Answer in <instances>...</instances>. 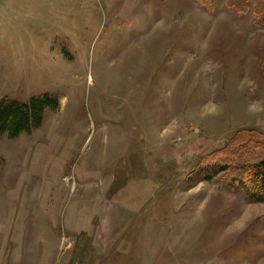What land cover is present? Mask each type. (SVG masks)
<instances>
[{"label":"rangeland","instance_id":"rangeland-1","mask_svg":"<svg viewBox=\"0 0 264 264\" xmlns=\"http://www.w3.org/2000/svg\"><path fill=\"white\" fill-rule=\"evenodd\" d=\"M211 2L0 0V99L58 98L0 136V264H264V202L193 171L264 159V11Z\"/></svg>","mask_w":264,"mask_h":264},{"label":"trees","instance_id":"trees-1","mask_svg":"<svg viewBox=\"0 0 264 264\" xmlns=\"http://www.w3.org/2000/svg\"><path fill=\"white\" fill-rule=\"evenodd\" d=\"M198 1L203 6L212 9L211 0ZM226 3L239 13H246L251 7L255 15H261L264 11V0H226ZM57 106L58 98L48 92L32 96L25 102L9 97L1 98L0 136L7 135L9 138H14L21 133H30L33 129L41 126L46 109H55ZM241 136H243V132H241ZM251 138V140L241 138L239 142L237 139L238 145L240 142L241 145H237L235 148L242 149L249 142H256L258 145L264 142V134L261 132L252 135ZM246 158L239 155L235 160L224 158L221 161L217 159L202 161L195 165L193 171H202L208 178H213L224 172L230 178H228L229 183L233 187L245 186L249 189L251 200L264 202V159L258 160L259 162L254 163V166L251 167Z\"/></svg>","mask_w":264,"mask_h":264},{"label":"crops","instance_id":"crops-1","mask_svg":"<svg viewBox=\"0 0 264 264\" xmlns=\"http://www.w3.org/2000/svg\"><path fill=\"white\" fill-rule=\"evenodd\" d=\"M116 212H119L120 214L119 213H116L117 215L115 217L114 216H111L108 224L105 227L102 228L103 229L102 231H104L105 234H106V232L109 231V236L110 235L112 236V234H113V232H114L115 229L122 228L124 226L123 223L126 220V217H125L126 215L123 213L124 212L123 210H121L120 208H116ZM122 218H123V220L121 221ZM104 221L107 222L108 221V218H105ZM142 223H143V221H142ZM148 223L149 222L146 221L145 224H143V226H142V234L144 233V228L146 229L145 232L146 233L148 232L147 231V228L149 227V224ZM101 234L103 235V232H101ZM103 241L105 243H107L106 241H108V239H104ZM147 247H149V246L147 245ZM140 248H141V251H142L143 250V246H141ZM148 251L149 250L147 248V252Z\"/></svg>","mask_w":264,"mask_h":264}]
</instances>
